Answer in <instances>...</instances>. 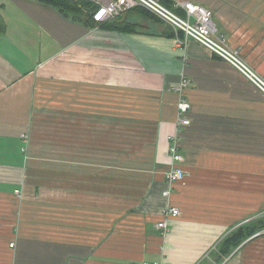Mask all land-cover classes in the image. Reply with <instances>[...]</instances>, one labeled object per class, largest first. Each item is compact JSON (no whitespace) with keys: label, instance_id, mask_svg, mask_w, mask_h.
<instances>
[{"label":"crops","instance_id":"0c3cea01","mask_svg":"<svg viewBox=\"0 0 264 264\" xmlns=\"http://www.w3.org/2000/svg\"><path fill=\"white\" fill-rule=\"evenodd\" d=\"M167 1L182 15L183 2L210 9L243 60L264 57V0ZM133 13L137 32L119 33L39 0H0V264H264V235L220 250L242 209L263 204V154L244 153L242 127L264 95L180 31L163 35L151 12ZM215 64L231 77L206 81L223 77ZM175 134L187 176L173 190ZM167 205L180 215L166 220Z\"/></svg>","mask_w":264,"mask_h":264},{"label":"built area","instance_id":"2783aa9c","mask_svg":"<svg viewBox=\"0 0 264 264\" xmlns=\"http://www.w3.org/2000/svg\"><path fill=\"white\" fill-rule=\"evenodd\" d=\"M96 4V11L93 19L96 22L103 20H111L120 14L132 10L137 7L144 8L157 16L160 20L171 26L176 31H182L186 39L191 38L198 44L205 47L210 52L222 58L227 64L234 67L242 74L249 83L253 84L256 89L264 95V78L259 76L242 60L238 51L232 49L225 38L217 34V30L213 23V12L201 5L190 2L181 3L185 15L181 16L174 10L166 7L162 0H87ZM190 82V81H189ZM187 80L179 85L181 91L185 90L184 86ZM179 118L178 127L180 129L188 127L191 123L189 119L190 104L187 100H181L178 105ZM24 138L26 136L23 135ZM170 145L168 154L171 160L170 169L165 173V182L171 187L185 180L187 174L181 164L184 160L180 151V142L178 134L168 138ZM18 193V192H17ZM170 192L165 191L164 196H169ZM180 209L167 205L162 208L160 214L166 219L177 218L180 215ZM161 231V237L165 238L168 234V226L166 221L158 224ZM14 246V244H12ZM157 264V263H155Z\"/></svg>","mask_w":264,"mask_h":264},{"label":"trees","instance_id":"16d2710c","mask_svg":"<svg viewBox=\"0 0 264 264\" xmlns=\"http://www.w3.org/2000/svg\"><path fill=\"white\" fill-rule=\"evenodd\" d=\"M39 1L42 4L54 8L62 17L73 21L82 22L88 28H101L109 31H116L119 33H127V32L136 33L137 28L139 27L138 24L131 22L129 20L130 15L134 14L133 12L137 10L138 7L120 14L114 19H111V21L105 23H99L96 22L91 15L95 11L96 5H94L93 3L87 0H39ZM162 2L166 7L172 9L170 2H168L167 0H162ZM174 11L181 16L185 15V14L182 15L180 11L177 10ZM142 12H143L142 15L148 14L144 11ZM157 22L160 23L162 21L157 20ZM163 23L166 24L165 22ZM166 25L167 26L165 30L162 32V34L167 37H172L174 34L172 29L170 28L171 26H169L168 24ZM5 30H6V24L0 15V34L5 32ZM179 35L181 38H184V33L182 31L179 32ZM260 231H264V217L261 216L256 221L251 223L250 222L246 223L240 226L239 228H237L236 230H234L232 233H230L220 244L221 252L224 255L230 254L234 249L238 248L241 244L248 241L250 238H252ZM262 234L264 235L263 232Z\"/></svg>","mask_w":264,"mask_h":264},{"label":"rangeland","instance_id":"374dc122","mask_svg":"<svg viewBox=\"0 0 264 264\" xmlns=\"http://www.w3.org/2000/svg\"><path fill=\"white\" fill-rule=\"evenodd\" d=\"M148 11V10H147ZM218 34V33H217ZM223 37V36H222ZM224 38V37H223ZM187 40H192L191 38H188ZM196 42V41H195ZM228 44V43H227ZM215 55V54H214ZM254 55V54H253ZM241 58L242 55L240 54ZM215 57H217L219 60L218 61H222L225 62L222 58H219L218 56L215 55ZM254 57V56H253ZM244 58V57H243ZM243 60V59H242ZM244 62L252 69L254 70L256 73L258 72L259 74L264 76V57L262 58H254V59H248V58H244ZM215 70L216 72L220 73L223 77L222 78H218L216 76H210L211 78H208L206 81L212 82V83H221L222 81H224V79L230 78L231 77V73H229L228 69H222L221 71L219 70V65L215 64ZM257 73V74H258ZM258 74V75H259ZM243 76V75H242ZM260 76V75H259ZM244 77V76H243ZM246 78H242V82L246 81ZM187 80V84L184 86L185 91L186 89L191 87V81L186 78ZM190 81V82H189ZM261 94V93H260ZM262 96V94H261ZM264 98V97H263ZM182 100V99H181ZM180 103V101H179ZM256 104V103H254ZM179 105V104H178ZM253 114H255L254 116L251 117L250 121L251 124L249 126L246 127H242V134H248V137L246 135L242 136V148L244 149V153L250 154V153H257V155L263 154V158H264V104H260L257 103L254 107H253ZM263 120L261 122H256V120ZM258 126H260V128L258 129ZM257 134H260V138H254ZM254 136V137H253ZM260 146V147H257ZM244 155V154H242ZM123 157V154H121L120 156ZM141 161V160H139ZM121 167V166H120ZM123 167V166H122ZM264 181V178H263ZM177 186V184H175L173 186V190L175 189V187ZM172 190V191H173ZM264 198V197H263ZM264 217V200H263V204L262 206H258L257 208L254 209H246V211L244 209H242V225L246 224V223H251L256 221L258 218ZM159 224V223H158ZM262 232L264 233V231H260L259 233H257L256 235H254L252 238H250L248 241L244 242H253L255 239H258L260 237L263 236ZM241 244V245H244ZM240 245V246H241Z\"/></svg>","mask_w":264,"mask_h":264},{"label":"bare ground","instance_id":"6f19581e","mask_svg":"<svg viewBox=\"0 0 264 264\" xmlns=\"http://www.w3.org/2000/svg\"><path fill=\"white\" fill-rule=\"evenodd\" d=\"M202 46V45H201ZM205 48V47H204Z\"/></svg>","mask_w":264,"mask_h":264}]
</instances>
